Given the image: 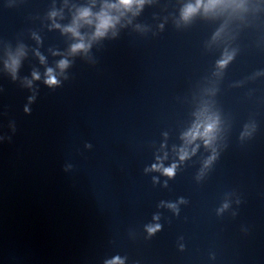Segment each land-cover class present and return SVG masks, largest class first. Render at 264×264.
Returning a JSON list of instances; mask_svg holds the SVG:
<instances>
[{
  "label": "water",
  "instance_id": "obj_1",
  "mask_svg": "<svg viewBox=\"0 0 264 264\" xmlns=\"http://www.w3.org/2000/svg\"><path fill=\"white\" fill-rule=\"evenodd\" d=\"M0 264H264V86L83 0H0Z\"/></svg>",
  "mask_w": 264,
  "mask_h": 264
},
{
  "label": "clouds",
  "instance_id": "obj_2",
  "mask_svg": "<svg viewBox=\"0 0 264 264\" xmlns=\"http://www.w3.org/2000/svg\"><path fill=\"white\" fill-rule=\"evenodd\" d=\"M133 3V0H120V4L125 7V8H128L131 6V4ZM199 4H200V0H197V5L196 6H192V5H189L186 10H185V17L191 15L192 13H194L197 8L199 7ZM90 16V12L89 10L87 9H84L82 10L80 13H79V19H85L87 20V18ZM98 20H99V23L97 25V31H96V36H103L104 35V32L110 27L112 26L113 24V18L107 16L106 14H101L99 17H98ZM89 23H91V21H87ZM67 31H70L72 32L74 35H79L76 31H75V28H68ZM86 47L85 44L83 43H79V44H76V45H73V48H72V51L75 52V51H78V50H81V49H84ZM15 64V61L13 62ZM224 62L222 61L221 64H223ZM66 66V61H61L60 63V67L63 68ZM47 84H49L50 86L51 85H54L57 83V81L55 80V78L51 75V69H49V79L46 81ZM212 130V126L209 125L206 130H205V135L208 134V132H210ZM190 135H192L193 137L196 135V133H190ZM169 174H171V169H167L166 170Z\"/></svg>",
  "mask_w": 264,
  "mask_h": 264
}]
</instances>
